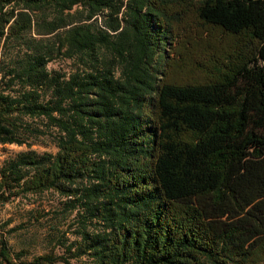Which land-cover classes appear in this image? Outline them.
<instances>
[{"label":"trees","instance_id":"obj_1","mask_svg":"<svg viewBox=\"0 0 264 264\" xmlns=\"http://www.w3.org/2000/svg\"><path fill=\"white\" fill-rule=\"evenodd\" d=\"M193 24L231 45L171 77ZM43 136L0 205L54 192L74 238L28 259L0 231V264H262L264 0H0V143Z\"/></svg>","mask_w":264,"mask_h":264},{"label":"rangeland","instance_id":"obj_2","mask_svg":"<svg viewBox=\"0 0 264 264\" xmlns=\"http://www.w3.org/2000/svg\"><path fill=\"white\" fill-rule=\"evenodd\" d=\"M187 32L189 44L185 45L186 41H181L179 49L182 50V55L186 52L190 53L188 61L191 65L186 70L180 69V61L176 57L168 69L171 77H190V74L181 71H198L197 61L206 62L205 59L211 53L225 54L232 41L216 28H203L201 25L193 24L188 26ZM195 33L199 35L193 37ZM48 67L69 72L81 67V64L76 59L57 57L48 64ZM26 150L55 153L57 147L45 136L29 138L22 144L0 143V166L18 152ZM63 202L64 199L54 192H44L16 197L0 205V231H5L4 235L11 251L24 250L28 259L52 247L56 253H62L64 251L62 243H68L74 238L71 226L75 222L73 221L74 213L68 215L62 211ZM70 261L72 264H91V260L86 256L71 258Z\"/></svg>","mask_w":264,"mask_h":264}]
</instances>
